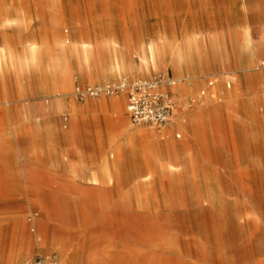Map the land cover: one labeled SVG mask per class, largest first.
I'll return each mask as SVG.
<instances>
[{
  "label": "rangeland",
  "instance_id": "obj_1",
  "mask_svg": "<svg viewBox=\"0 0 264 264\" xmlns=\"http://www.w3.org/2000/svg\"><path fill=\"white\" fill-rule=\"evenodd\" d=\"M159 39L187 58L181 128L131 122L125 96L116 115L118 93L75 98L77 86L137 75L177 80L168 60L137 69L140 48ZM111 41L138 72H104ZM73 42L93 59H69L63 89L47 65ZM0 47L13 55L0 60V264L60 257L58 242L37 245L53 236L74 257L65 264H264V0H0ZM124 125L172 144L158 152L172 167L146 180L140 154L123 148L113 182L93 181Z\"/></svg>",
  "mask_w": 264,
  "mask_h": 264
},
{
  "label": "bare ground",
  "instance_id": "obj_2",
  "mask_svg": "<svg viewBox=\"0 0 264 264\" xmlns=\"http://www.w3.org/2000/svg\"><path fill=\"white\" fill-rule=\"evenodd\" d=\"M109 54H110V65L108 68L104 69V72H110L113 75L126 79V73H135L138 71L158 69L165 64V61H169L172 66L174 72L178 77H176V85L172 88L174 95L179 94L184 97L187 95V87L184 82H182V78L179 76L184 75L187 71V58L183 50L178 46H172L166 43L164 40H153L147 43L146 46H142L140 51L138 52L139 66L138 71L133 70L130 66H127L123 49L116 43L115 41H111L107 45ZM28 62L34 63L36 61V55L39 52V48L34 44H30L28 46ZM2 57H8L10 59L13 58L11 50L8 47H0V60ZM69 59H73L75 65L78 68H82L83 65L88 66L90 61L93 59V50L91 49L88 42H81L76 45L74 42L71 43L69 53H65L64 47L60 48V55L56 57H50L49 63L47 65V69L55 75L58 79L59 85L64 89L68 86L69 74H70V65L71 61ZM135 77V76H134ZM137 78H143L142 75H137ZM214 89H212V93ZM212 95V94H211ZM214 95V94H213ZM212 95V96H213ZM124 100V93L121 92L114 96L110 103L111 106L116 110V115L120 116L122 102ZM185 118V112L183 107L176 103L174 106L173 115L170 118L172 123H176L178 128H181L182 121ZM191 117L189 121H191ZM121 122H124V119L121 118ZM172 146L169 142L161 141L160 134L155 131H146L140 127L131 128L129 126L124 125L119 135H109V147L112 150V161L109 158L103 157L100 162L96 165L102 172L106 174L103 179H97L93 177V181H99L101 183L109 184L113 182V179L108 174L110 171L111 165H115L120 159L121 149H126L134 158L135 153L140 154V159L138 163L137 160L134 161L136 168L138 170L142 169L144 166L149 168V174L144 177L147 180L155 170H167L172 167L167 163L162 162L158 157V152L162 150H167ZM74 160V161H73ZM69 164L72 166L75 164V159L73 155L69 158ZM137 172V171H136ZM131 178V177H130ZM145 180H141L138 183H143ZM37 245L41 248H48L50 245H53L54 242H58L57 247L60 249V262L61 264H65V260H72V256L63 257V247L62 242L58 240L55 236L51 238L50 242H42L40 244L41 239L38 238ZM64 245V244H63Z\"/></svg>",
  "mask_w": 264,
  "mask_h": 264
},
{
  "label": "built area",
  "instance_id": "obj_3",
  "mask_svg": "<svg viewBox=\"0 0 264 264\" xmlns=\"http://www.w3.org/2000/svg\"><path fill=\"white\" fill-rule=\"evenodd\" d=\"M176 80L169 74H152L146 78H135L130 82L122 80L117 84L106 83L103 86H86L74 89L78 100L86 97L110 96L124 93L126 111L131 122L147 123L161 127L166 125L173 115L175 106L172 88ZM24 264H61L58 255L36 253Z\"/></svg>",
  "mask_w": 264,
  "mask_h": 264
}]
</instances>
